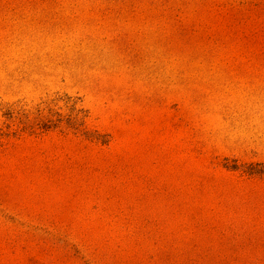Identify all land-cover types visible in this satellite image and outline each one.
Here are the masks:
<instances>
[{
  "label": "rangeland",
  "instance_id": "374dc122",
  "mask_svg": "<svg viewBox=\"0 0 264 264\" xmlns=\"http://www.w3.org/2000/svg\"><path fill=\"white\" fill-rule=\"evenodd\" d=\"M258 163L264 0H0V264H264Z\"/></svg>",
  "mask_w": 264,
  "mask_h": 264
},
{
  "label": "trees",
  "instance_id": "16d2710c",
  "mask_svg": "<svg viewBox=\"0 0 264 264\" xmlns=\"http://www.w3.org/2000/svg\"><path fill=\"white\" fill-rule=\"evenodd\" d=\"M9 118L13 121L15 133H28L36 135L40 132L59 130L61 132H73L91 141H98L100 136L97 130L88 126L89 112L77 100L67 96L44 100L43 102L30 108L11 109ZM102 144H107V140H102ZM253 165V164H251ZM258 170H249L250 175L264 176V164L254 165ZM232 170H243L239 166H234ZM246 172V170H243Z\"/></svg>",
  "mask_w": 264,
  "mask_h": 264
}]
</instances>
